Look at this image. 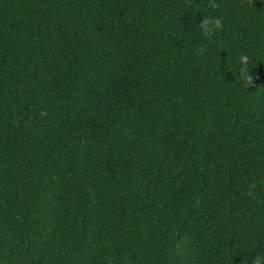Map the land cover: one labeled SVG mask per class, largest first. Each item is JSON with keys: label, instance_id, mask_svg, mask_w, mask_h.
I'll return each instance as SVG.
<instances>
[{"label": "trees", "instance_id": "obj_1", "mask_svg": "<svg viewBox=\"0 0 264 264\" xmlns=\"http://www.w3.org/2000/svg\"><path fill=\"white\" fill-rule=\"evenodd\" d=\"M211 2L0 0V264L264 254V0Z\"/></svg>", "mask_w": 264, "mask_h": 264}, {"label": "clouds", "instance_id": "obj_2", "mask_svg": "<svg viewBox=\"0 0 264 264\" xmlns=\"http://www.w3.org/2000/svg\"><path fill=\"white\" fill-rule=\"evenodd\" d=\"M210 7L215 8V3H212L210 0ZM224 27V20L221 17H209L204 18L200 23H198V31L201 36L206 37L208 40H212L217 33H219ZM203 51V48L201 49ZM249 57L247 55H240L238 63L243 68L247 65ZM248 86L253 81V77L251 75L247 76ZM251 264H264V254L256 255L252 260Z\"/></svg>", "mask_w": 264, "mask_h": 264}]
</instances>
